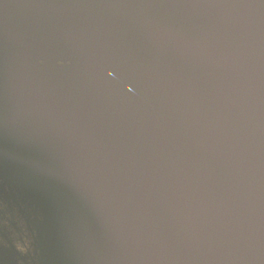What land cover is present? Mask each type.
Listing matches in <instances>:
<instances>
[{
    "label": "water",
    "instance_id": "water-1",
    "mask_svg": "<svg viewBox=\"0 0 264 264\" xmlns=\"http://www.w3.org/2000/svg\"><path fill=\"white\" fill-rule=\"evenodd\" d=\"M0 222V264H264V0H0Z\"/></svg>",
    "mask_w": 264,
    "mask_h": 264
},
{
    "label": "clouds",
    "instance_id": "clouds-1",
    "mask_svg": "<svg viewBox=\"0 0 264 264\" xmlns=\"http://www.w3.org/2000/svg\"><path fill=\"white\" fill-rule=\"evenodd\" d=\"M20 227L23 230V222H21ZM15 250L21 255H25L30 251L29 240L26 238V233L22 235L19 239L15 240Z\"/></svg>",
    "mask_w": 264,
    "mask_h": 264
}]
</instances>
